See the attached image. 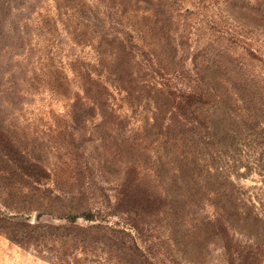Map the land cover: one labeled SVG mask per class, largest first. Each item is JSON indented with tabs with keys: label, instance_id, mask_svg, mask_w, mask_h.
<instances>
[{
	"label": "rangeland",
	"instance_id": "obj_1",
	"mask_svg": "<svg viewBox=\"0 0 264 264\" xmlns=\"http://www.w3.org/2000/svg\"><path fill=\"white\" fill-rule=\"evenodd\" d=\"M121 1L125 12L151 15L146 21L152 38L158 40L155 19L165 23L169 44L161 56L169 77L186 93L189 87L201 93L190 99L203 107L197 118L204 130L195 141L166 145L167 116L156 110L152 96L139 97L131 108L118 96L122 107L95 118L69 106L77 73L98 57L105 15L117 17ZM35 5L52 24L50 61L70 68L67 86L54 84L49 91L39 80L22 98L14 92L23 85L15 78V90L4 95V71H14L16 59L7 63L0 52V131L8 129L30 155V161L15 162L26 176L6 170L0 160V264H58L55 251L40 254V244L24 239L28 226L66 224L58 217L87 211L139 173L141 190L168 191L187 207L195 230L207 231L168 252L166 227L145 216L141 238L147 255L160 264H264V0H36ZM6 34L0 29V47ZM131 141L138 153L124 148ZM71 178L78 182L72 185ZM103 249L89 248L75 262H133Z\"/></svg>",
	"mask_w": 264,
	"mask_h": 264
},
{
	"label": "trees",
	"instance_id": "obj_2",
	"mask_svg": "<svg viewBox=\"0 0 264 264\" xmlns=\"http://www.w3.org/2000/svg\"><path fill=\"white\" fill-rule=\"evenodd\" d=\"M27 1L25 0V3L14 0L0 1V13L2 11L5 13V18L0 19V29L8 34L7 41L3 40L1 43L0 52L7 63L16 59L10 66L14 71L9 69L4 71V77L8 78L6 82L8 86L3 90V94L10 96L15 90L14 79L17 78V82L23 85L14 92H18L22 98H28L30 88L39 80L49 91L52 90L49 86L54 84L67 86L66 73L70 68L63 63L56 66L50 61L51 43L47 36L52 34V24L48 20V15L42 13V9L35 5L36 0H30V4ZM124 6V1L115 6L114 13L117 17L112 13H106L103 32L98 41L100 47L98 57L95 56V64L77 73L78 88L69 106L72 109L80 108L95 118L115 113L118 107H122L116 103L118 96H121L127 108H131V102L139 97L152 96L156 110L165 111L167 116L163 133L166 145H174L178 141L184 142L191 138L195 141L204 130L203 123L197 118L203 107L190 99L201 96V93L196 92L193 87H189L190 92L186 93L169 77L171 69L165 65L161 56L169 34L165 32V23L155 19L158 30L156 40L152 38L153 26L146 21L151 15L140 16L139 10H135L134 13L125 12ZM136 22L139 27L136 26ZM11 39H15L16 44ZM73 69L71 66L70 70ZM185 93L186 95H183ZM9 96L7 103L12 104V98ZM103 124L110 127V121L107 119ZM1 128L3 129L0 131V160L8 166L6 170L20 172L15 162L19 159L30 161L29 152L8 129L5 130L3 126ZM126 147H129L133 154L140 151L139 146L132 141L124 148ZM22 172L20 175L26 176ZM141 178L140 173L136 181L128 182L126 178L121 191L104 195L102 202L96 203L87 211L58 217L66 221V224L37 222L29 225V229L24 231V239L34 240L40 244L41 247L38 249L40 254L55 251L58 264H77L75 262L77 256L87 255L89 248L101 245L105 248L103 252L108 256L114 255L116 251L117 256L121 254L132 259V264H160L156 257L146 254L142 243L145 216L157 218L156 220L166 227L164 246L168 252L177 250L181 241H186L187 238L193 241L199 232L207 234L205 230L203 232L199 228L195 230V225L188 217L187 207L174 195L168 191L153 193L141 190ZM70 180H73L72 185L78 182V179ZM76 197L83 199L85 194L78 191ZM78 220L88 225H80L77 223ZM70 257L74 258L73 261L67 259ZM176 261L170 260L174 263Z\"/></svg>",
	"mask_w": 264,
	"mask_h": 264
}]
</instances>
